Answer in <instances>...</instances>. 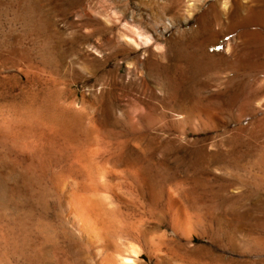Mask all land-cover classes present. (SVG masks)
<instances>
[{"label": "rangeland", "instance_id": "374dc122", "mask_svg": "<svg viewBox=\"0 0 264 264\" xmlns=\"http://www.w3.org/2000/svg\"><path fill=\"white\" fill-rule=\"evenodd\" d=\"M0 264H264V0H0Z\"/></svg>", "mask_w": 264, "mask_h": 264}, {"label": "bare ground", "instance_id": "6f19581e", "mask_svg": "<svg viewBox=\"0 0 264 264\" xmlns=\"http://www.w3.org/2000/svg\"><path fill=\"white\" fill-rule=\"evenodd\" d=\"M206 16H207V15H206ZM217 16H218V15H217ZM254 17H255V16H254ZM220 19H221V18H220ZM220 19H218V20L220 21ZM208 20H209V19H208ZM221 21H222V20H221ZM210 23H211V22H210ZM220 23H221V22H220ZM91 197H92V196H91ZM84 198H86V197H84ZM84 198H82V199H84ZM93 198H95L94 195H93ZM93 198H92V199H93ZM93 200L96 201V199H93ZM91 202H92V200H91ZM97 202H98V201H97ZM83 203L85 204L86 201L83 200ZM92 204H96V202H93ZM86 205L88 206V203H86ZM86 209H87V208H86ZM88 210H89V209H88ZM94 210H95V208H94ZM91 211H92V209L90 210V212H91ZM96 211H97V208H96ZM86 212H87V211H86ZM90 214H91V213H90ZM92 214H94V213H92ZM94 215H95V214H94ZM92 217H93V216H92ZM96 219H97V218H96ZM97 220H98V219H97ZM99 221H100V219H99ZM93 222H95V221L92 220V223H93ZM95 223L97 224V221H96ZM101 225H102V224H101ZM93 226H94V223H93ZM97 228H98V226H97ZM97 228H96V229H97ZM94 229H95V228H94ZM99 232H100V231H99ZM95 233L97 234V230H96ZM100 233H101V232H100ZM97 235L99 236V234H97ZM97 235H96V236H97ZM98 236H97V237H98ZM118 261H119V260H118ZM129 262H130V261H129Z\"/></svg>", "mask_w": 264, "mask_h": 264}]
</instances>
